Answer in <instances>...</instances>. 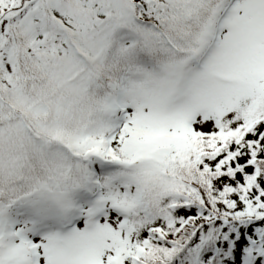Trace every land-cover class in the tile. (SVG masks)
<instances>
[{"label": "snow or ice", "instance_id": "6c2138e0", "mask_svg": "<svg viewBox=\"0 0 264 264\" xmlns=\"http://www.w3.org/2000/svg\"><path fill=\"white\" fill-rule=\"evenodd\" d=\"M189 203L264 219V0H0V264H181Z\"/></svg>", "mask_w": 264, "mask_h": 264}, {"label": "trees", "instance_id": "16d2710c", "mask_svg": "<svg viewBox=\"0 0 264 264\" xmlns=\"http://www.w3.org/2000/svg\"><path fill=\"white\" fill-rule=\"evenodd\" d=\"M187 207L198 214L206 212L212 219L200 230L181 264H264V219L228 215L223 209L217 213L195 203Z\"/></svg>", "mask_w": 264, "mask_h": 264}]
</instances>
